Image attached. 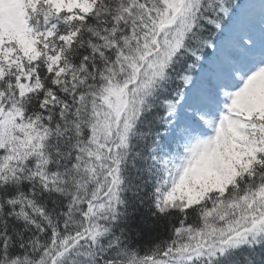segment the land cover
<instances>
[{"label":"snow or ice","instance_id":"1","mask_svg":"<svg viewBox=\"0 0 264 264\" xmlns=\"http://www.w3.org/2000/svg\"><path fill=\"white\" fill-rule=\"evenodd\" d=\"M0 264H264V0H0Z\"/></svg>","mask_w":264,"mask_h":264}]
</instances>
